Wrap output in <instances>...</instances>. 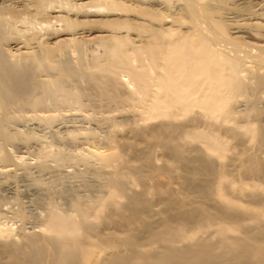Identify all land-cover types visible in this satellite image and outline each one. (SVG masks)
Here are the masks:
<instances>
[{"label": "bare ground", "instance_id": "1", "mask_svg": "<svg viewBox=\"0 0 264 264\" xmlns=\"http://www.w3.org/2000/svg\"><path fill=\"white\" fill-rule=\"evenodd\" d=\"M54 1L0 0V204L28 200L45 211L38 230L20 232L43 244L29 264H63L75 254L98 264L99 249L78 232L95 226L113 197L136 216L126 231L139 245L105 264H264V0H67L72 11H109L70 13L59 5L39 19ZM36 19L45 27L60 21L64 33L18 31L16 24ZM92 41L103 51L91 66L79 59L60 64L72 77L79 67L88 91L52 88L38 77L44 65L34 50ZM89 98L100 109L136 100L150 121L122 129L127 115H99L79 128L56 120L48 131L55 152L33 141L37 161L30 166L26 145L33 139L7 129L19 119L14 113L28 107L43 122L49 103L82 110ZM70 128L85 136L70 135ZM155 145L163 149L161 163ZM204 213L216 221H198ZM68 233L74 237L65 248L58 240ZM154 234L164 242L150 246Z\"/></svg>", "mask_w": 264, "mask_h": 264}, {"label": "rangeland", "instance_id": "2", "mask_svg": "<svg viewBox=\"0 0 264 264\" xmlns=\"http://www.w3.org/2000/svg\"><path fill=\"white\" fill-rule=\"evenodd\" d=\"M65 4L62 0H55L54 2H52V4H50L49 7H47L43 13L41 15H44L43 17L40 15V18H44L48 15V12L53 8L56 10H59V8L61 7L64 12L67 10H71V6H69V4L67 3V0ZM183 2V1H181ZM63 3V4H62ZM59 5H62L59 7ZM65 7H64V6ZM58 6V7H57ZM57 7V8H55ZM72 7L74 10L72 11L73 13L78 12L79 10L82 12H86V13H101V14H106L108 13V9H103V11H99V10H95V11H89L86 9H95L93 6L89 7V8H85L84 6L83 9L82 7L78 6ZM66 8V10L64 9ZM70 8V9H69ZM82 10H81V9ZM71 11H69L71 13ZM99 11V12H98ZM45 12V13H44ZM79 13V12H78ZM77 13V14H78ZM35 22H33V24H22L18 23L16 24L18 31L21 30L22 32H20L21 34L27 36L29 35V33H34L36 32L39 36V38H42L43 35H47V34H52L54 33H61L64 31V29L62 28L60 21H55L54 19L51 20L53 22H51V24L47 27H45L43 24L40 25L39 24V20H34ZM58 24V25H57ZM42 26V27H41ZM27 27V28H26ZM49 27H51L49 29ZM53 27V28H52ZM79 26H76L73 30H76ZM32 28V29H31ZM47 28V30H46ZM55 28V29H54ZM32 31H31V30ZM43 29L45 31H43ZM62 29V30H61ZM17 32V30H15ZM59 33V34H60ZM64 33V32H63ZM41 41V40H39ZM39 41L37 42V44H35V46L39 45ZM86 42V41H85ZM83 43V42H76V44H72L69 43L67 44L66 47H63L61 50H53L52 52L47 53L46 50L43 48H39L37 50H34L32 52V56L35 60L36 63L39 64H43L44 65V71L41 72L39 74V78L42 81H46L47 83H50V86L52 88H66L68 91L70 92H75V90L77 89H82L85 91H88V82L87 80L84 79V75L80 74L79 71V67H78V74L80 76H67L65 74H61L60 73V64L64 63V62H72L75 64L76 60L79 59L81 63H84L87 66H91L95 61L98 60V54L102 53V46L98 44L95 45V43L92 41V43ZM90 42V41H88ZM98 43V42H97ZM49 59V60H48ZM80 66V65H79ZM126 86V85H124ZM125 89L127 87H124ZM130 88L128 87L127 90H129ZM264 97V96H262ZM241 97H239L240 99ZM237 99V100H239ZM242 99V98H241ZM264 101V98L262 99ZM136 100H126V102L124 101L122 104L117 105L115 104H110L107 107H101V109L99 108L100 105V101L95 100L93 101L92 98H89L87 104L88 106L84 107L82 110L81 108L78 109L77 107H75L74 105H61L60 107H56L52 104H48L47 108H45L44 114L47 115V118L41 122L40 119H38V116H36V114H40V112L38 111H34L28 107H22L18 112L14 113V117H19L15 118V121L7 126V129L10 130V132L12 133V131H14V133H12L13 135L20 136V137H24L27 139H33L32 141H29L26 145L28 146V150L30 151L29 153H27L25 155L26 157V161L29 163L30 166L35 164V161H37V159L34 157L33 154H31V151H34L35 148L37 146H35L33 141H37V142H43L46 141V144L42 147L44 149L45 152H50V153H54L55 149L54 146L50 143V138L49 136V127L51 124H53L56 120L57 121H61L63 124L67 123V126H71L72 123H75V128H79L77 127L78 124H82L83 125H89L92 123V121H95V119H98V116L100 119L105 118V119H109V118H117L120 116H125L127 115V117H129L128 121L129 123H125V125L123 124V128H125V126L128 127V125H132V124H137L138 122H140V124L138 123L137 125H141L142 124H146L143 123L144 122H149L150 120L147 119L148 121H145L146 119L143 118V116L141 113H139L140 108L136 107L138 102L135 103ZM94 102V103H93ZM237 103V102H236ZM239 105V103H237ZM96 105V106H95ZM236 105V106H238ZM242 105H239L237 110L239 112V114L241 113V111H244L242 109H244ZM77 108V109H76ZM139 108V109H137ZM99 110V111H98ZM101 110V111H100ZM104 110V111H103ZM134 110V111H133ZM141 112V111H140ZM91 113V114H90ZM97 113V114H96ZM74 116H80L81 115V119L75 118V120H79V121H72V117ZM72 116V117H71ZM82 116L83 119L86 120V122H84V120L82 121ZM133 116V117H132ZM132 117V118H131ZM135 117V118H134ZM139 117H142V119ZM70 118H72L70 120ZM94 118V120H93ZM136 118H138L136 120ZM91 119V121H90ZM99 119V120H100ZM133 119V121L131 120ZM152 119V118H150ZM159 119L161 118H157L155 120H151L152 122H157L160 121ZM237 119L239 120V123H244V118L239 115L237 116ZM241 119V120H240ZM246 119V118H245ZM177 120V119H176ZM81 121V122H80ZM127 121V122H128ZM36 122L37 124H39L41 127H34L33 129H29V127H31V125ZM79 122V123H78ZM88 122V123H87ZM104 122V121H102ZM132 122V123H131ZM87 123V124H86ZM102 124V123H101ZM121 128V127H120ZM82 130V129H81ZM79 129H72L70 128V135H75L78 136L79 139L84 137L82 136L84 133V131ZM81 140V139H80ZM78 140V141H80ZM78 141L76 142L78 144ZM33 142V143H32ZM155 146L157 148H155ZM153 148V152H155V149L157 152L154 153V155L156 154V156H158V154L160 155V157L163 154V149L160 148V146L155 145ZM80 147V146H76ZM160 148V149H159ZM14 151V150H13ZM12 151V152H13ZM15 153V152H13ZM76 156V154H75ZM127 156V153H125V157ZM155 156V157H156ZM129 157V156H127ZM126 157V159H127ZM158 157L155 158V160H157ZM130 157L127 159L128 162ZM158 161V160H157ZM159 163H161V160L159 159L158 161ZM65 170H73L72 167L69 165L64 166ZM33 170V169H32ZM18 171V169H17ZM78 181V179H77ZM151 181V180H150ZM170 184L172 183V180L169 182ZM137 185V184H136ZM134 185V187L136 186ZM136 188H139L138 185L136 186ZM150 188H144L143 193L144 194H148V191ZM1 191V190H0ZM4 192V191H3ZM104 198H110L109 196H104ZM112 201L110 202H106V204L108 205V208L106 209V212L103 213H98V215H96L95 219L97 220V223L95 226L93 225H87L84 226L82 228L79 229L78 235H80L82 237V239H85L88 243L87 246L89 248L93 247V245H95L98 249H99V259H98V264H105L106 261L112 256H116L119 254H123L125 252H129V253H136L137 249L136 247L139 245V243L136 241V239L129 234L126 229L127 227H129L133 222H135V215L134 213H131L128 209H123L121 207V204L119 203V201L117 199L111 198ZM56 204H58V202L55 201ZM59 205V204H58ZM22 207V211L21 208ZM100 212V211H99ZM92 215L95 214V212H91ZM23 214V218H20V216ZM45 214L44 209L41 208V206H39L38 204H35L33 202H29L28 200H24L23 204L19 205L17 203H12V202H3L2 204H0V226H2L4 229L6 228L7 231H4L3 233L0 234V264H9V262L12 261L11 256L15 255L16 257V264H29V258L32 256L36 257V253H39L41 250L39 248L42 247V242L38 239V235H33V236H24L22 234H20V232L22 233L23 231L26 233H30L31 231L34 230H38L39 225H41V222L43 221V216ZM204 214H201L198 217V221H202V219L204 221H216V219L208 216V217H204ZM90 218V216L88 217ZM22 229V230H21ZM98 232L102 233L105 237L101 238L98 235ZM25 233V234H26ZM180 233L178 231L175 232V235H179ZM70 237H74L73 235H70L69 233L66 234L65 236H63L61 239L58 240V242L63 245L65 248L70 247L69 243H68V238ZM76 237V235H75ZM147 243H149L150 246H158L161 243H163L164 241L161 240V235H151L149 237V239L147 238ZM24 241L29 243V247L26 245L25 247V243ZM133 241V243H132ZM24 243V244H23ZM148 246V245H147ZM147 246L144 247L145 248V253H147ZM16 248H18L16 250ZM141 257H143V253L140 254ZM85 258V257H84ZM84 258H79L76 254L65 257V262L63 264H69L70 260H74L73 264H83V259Z\"/></svg>", "mask_w": 264, "mask_h": 264}]
</instances>
